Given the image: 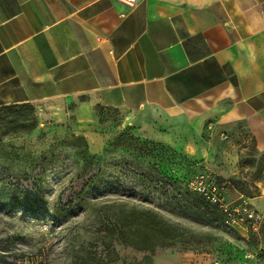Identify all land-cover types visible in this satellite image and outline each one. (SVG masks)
Masks as SVG:
<instances>
[{"label": "crops", "instance_id": "obj_1", "mask_svg": "<svg viewBox=\"0 0 264 264\" xmlns=\"http://www.w3.org/2000/svg\"><path fill=\"white\" fill-rule=\"evenodd\" d=\"M24 103L99 144L97 109H118L212 174L244 175L241 147L264 154V0H0V107Z\"/></svg>", "mask_w": 264, "mask_h": 264}, {"label": "rangeland", "instance_id": "obj_2", "mask_svg": "<svg viewBox=\"0 0 264 264\" xmlns=\"http://www.w3.org/2000/svg\"><path fill=\"white\" fill-rule=\"evenodd\" d=\"M97 120L101 144L73 115L0 107V264H264V222L226 226L184 195L212 173L206 163L147 137L118 109L98 108ZM239 166L244 175L218 176L257 208L263 153L245 143Z\"/></svg>", "mask_w": 264, "mask_h": 264}, {"label": "built area", "instance_id": "obj_3", "mask_svg": "<svg viewBox=\"0 0 264 264\" xmlns=\"http://www.w3.org/2000/svg\"><path fill=\"white\" fill-rule=\"evenodd\" d=\"M129 8L138 5L139 0H117ZM188 188L201 195L215 206L223 215L224 225L243 227L258 231L264 222V215L243 195L232 198V183L229 179L220 178L212 173H200L187 183Z\"/></svg>", "mask_w": 264, "mask_h": 264}, {"label": "trees", "instance_id": "obj_4", "mask_svg": "<svg viewBox=\"0 0 264 264\" xmlns=\"http://www.w3.org/2000/svg\"><path fill=\"white\" fill-rule=\"evenodd\" d=\"M263 156H264V154H263ZM230 180V179H229ZM94 179H90L89 181H88V183H87V185H91V184H93L94 182ZM231 181V183H232V189L234 188V184H233V182H232V180H230ZM193 191H191L190 189H189V191L188 192H185V196H186V198L188 199V200H190V201H192L194 204H196L197 206L198 205H203V203H204V201L207 203V205L204 207V209H205V211L206 212H209V211H211V209H213V210H215V211H217V213H218V215H219V217H220V219L222 220V213L215 207V206H213V205H211V204H209L206 200H205V198H203L201 195H199V194H197V193H195V192H193Z\"/></svg>", "mask_w": 264, "mask_h": 264}]
</instances>
